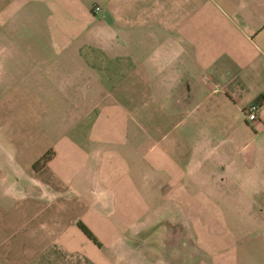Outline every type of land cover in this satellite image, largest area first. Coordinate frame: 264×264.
Listing matches in <instances>:
<instances>
[{
    "label": "crops",
    "instance_id": "crops-1",
    "mask_svg": "<svg viewBox=\"0 0 264 264\" xmlns=\"http://www.w3.org/2000/svg\"><path fill=\"white\" fill-rule=\"evenodd\" d=\"M0 264H264V0H0Z\"/></svg>",
    "mask_w": 264,
    "mask_h": 264
},
{
    "label": "trees",
    "instance_id": "trees-1",
    "mask_svg": "<svg viewBox=\"0 0 264 264\" xmlns=\"http://www.w3.org/2000/svg\"><path fill=\"white\" fill-rule=\"evenodd\" d=\"M52 155L53 154L51 152L46 154L39 162H37V164L34 166V169L38 170V169L46 166V164L52 158ZM78 226L81 229V231L87 236L88 239H90L96 245L100 246V244L98 243L97 239L93 236V234L89 231V229L86 226H84L83 224H78Z\"/></svg>",
    "mask_w": 264,
    "mask_h": 264
},
{
    "label": "built area",
    "instance_id": "built-area-1",
    "mask_svg": "<svg viewBox=\"0 0 264 264\" xmlns=\"http://www.w3.org/2000/svg\"><path fill=\"white\" fill-rule=\"evenodd\" d=\"M95 11L99 12L100 8L96 7ZM247 119L250 121H255L257 119V107L256 106H253L249 109Z\"/></svg>",
    "mask_w": 264,
    "mask_h": 264
}]
</instances>
